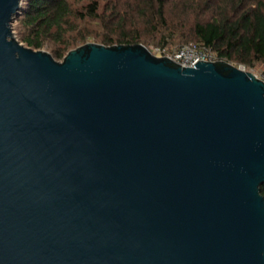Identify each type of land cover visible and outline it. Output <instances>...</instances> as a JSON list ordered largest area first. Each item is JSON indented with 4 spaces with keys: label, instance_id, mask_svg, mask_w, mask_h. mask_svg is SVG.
<instances>
[{
    "label": "water",
    "instance_id": "water-1",
    "mask_svg": "<svg viewBox=\"0 0 264 264\" xmlns=\"http://www.w3.org/2000/svg\"><path fill=\"white\" fill-rule=\"evenodd\" d=\"M0 0V264H264V83L224 61L17 41Z\"/></svg>",
    "mask_w": 264,
    "mask_h": 264
},
{
    "label": "trees",
    "instance_id": "trees-1",
    "mask_svg": "<svg viewBox=\"0 0 264 264\" xmlns=\"http://www.w3.org/2000/svg\"><path fill=\"white\" fill-rule=\"evenodd\" d=\"M18 25L20 42L50 46L58 61L89 40L201 45L217 61L264 73V0H25Z\"/></svg>",
    "mask_w": 264,
    "mask_h": 264
},
{
    "label": "built area",
    "instance_id": "built-area-1",
    "mask_svg": "<svg viewBox=\"0 0 264 264\" xmlns=\"http://www.w3.org/2000/svg\"><path fill=\"white\" fill-rule=\"evenodd\" d=\"M155 56L168 57L179 63L181 66L191 67L197 61L215 62V54L208 48L201 45H182L177 49L169 52L164 48L156 49ZM243 68V67H242ZM244 69V68H243ZM258 79L264 83V73H254Z\"/></svg>",
    "mask_w": 264,
    "mask_h": 264
},
{
    "label": "rangeland",
    "instance_id": "rangeland-1",
    "mask_svg": "<svg viewBox=\"0 0 264 264\" xmlns=\"http://www.w3.org/2000/svg\"><path fill=\"white\" fill-rule=\"evenodd\" d=\"M24 5H25V0H22V5H21V9H20V14L16 17V19H15V21L12 23V32H13V35H14V37H15V39L17 40V41H19L20 42V34H19V25H18V18L19 17H21V13L23 12V8H24ZM21 44H23L22 42H20ZM87 43H96V42H94V41H92V40H89V42H87ZM86 43V44H87ZM96 44H98V43H96ZM24 45V44H23ZM85 45V44H84ZM80 46H83V45H80ZM80 46H78V47H80ZM78 47H76V48H78ZM146 47V46H145ZM178 47H180V45H178V44H169V45H167L166 47H164V49L166 50V51H169V52H171V51H173V50H175V49H177ZM75 48V49H76ZM153 55H155V50L156 49H162V48H160V47H158V46H156V45H153V44H150L148 47H146ZM50 49H52L50 46H47V47H45L44 49H42V51H45V52H47V53H49L51 56H52V52H51V50ZM72 50H74V49H72ZM71 51V50H70ZM53 57V56H52ZM65 57V56H64ZM56 60V59H55ZM56 61H58V60H56ZM240 67H243V66H240ZM244 68V67H243ZM244 70L245 71H248V70H246L245 68H244ZM260 71H261V68L260 67H258V68H256V69H254V70H251V72L252 73H260Z\"/></svg>",
    "mask_w": 264,
    "mask_h": 264
},
{
    "label": "bare ground",
    "instance_id": "bare-ground-1",
    "mask_svg": "<svg viewBox=\"0 0 264 264\" xmlns=\"http://www.w3.org/2000/svg\"><path fill=\"white\" fill-rule=\"evenodd\" d=\"M21 4H22V0H21Z\"/></svg>",
    "mask_w": 264,
    "mask_h": 264
}]
</instances>
